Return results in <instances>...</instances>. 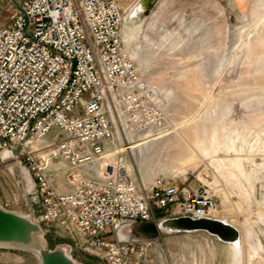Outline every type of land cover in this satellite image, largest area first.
Returning <instances> with one entry per match:
<instances>
[{"label":"built area","instance_id":"obj_1","mask_svg":"<svg viewBox=\"0 0 264 264\" xmlns=\"http://www.w3.org/2000/svg\"><path fill=\"white\" fill-rule=\"evenodd\" d=\"M121 2L22 0L0 26V160L17 150L36 184L40 225L75 235L77 249L105 264H155L156 242L120 240L121 224L150 221L153 211L211 218L217 205L205 185L158 178L141 189L131 176L117 121L148 139L166 123L124 48ZM52 158L70 169L67 191L48 173Z\"/></svg>","mask_w":264,"mask_h":264},{"label":"rangeland","instance_id":"obj_2","mask_svg":"<svg viewBox=\"0 0 264 264\" xmlns=\"http://www.w3.org/2000/svg\"><path fill=\"white\" fill-rule=\"evenodd\" d=\"M139 1L121 2L123 45L140 77L155 91L166 125L148 139L128 135L117 121L114 131L124 142L119 149L148 141L142 149L123 153L131 176L141 189L158 178L209 187L216 212L242 235L241 264H264V0H154L130 16ZM139 6L140 12L141 2ZM185 139L193 147L199 141L211 143L206 145L211 150L191 151ZM186 156L194 160L180 164ZM69 172L66 163L52 158L48 173L61 186L58 191L68 190L64 181ZM30 199L36 218L37 192ZM0 207L29 214L19 171L11 175L1 160ZM163 219L153 211L150 221ZM41 227L49 248L67 246L80 264H105L77 249L75 235ZM154 241L150 257L155 264H232L227 244L204 232H160ZM0 264L40 262L30 251L2 245Z\"/></svg>","mask_w":264,"mask_h":264},{"label":"water","instance_id":"obj_3","mask_svg":"<svg viewBox=\"0 0 264 264\" xmlns=\"http://www.w3.org/2000/svg\"><path fill=\"white\" fill-rule=\"evenodd\" d=\"M11 1L15 3L16 9L19 10L22 0ZM153 1L142 0L143 9L138 13L145 11L146 4L150 5ZM16 152V149L11 150L8 152L7 158L2 155L1 161L6 164V168L11 175L15 176L16 170L19 171L23 194L29 206V214L22 215L0 207V246L10 245L30 251L39 258L40 264H80L69 255L67 246H58L54 249L48 247L45 232L34 217V207L30 199V195L37 192L36 184L28 169L21 161L17 160ZM130 228L137 230L138 235L133 234ZM160 232H204L225 244L236 243L240 237L238 230L228 223L212 218L192 219L190 217H180L163 219L158 223L151 221L123 223L118 227V238L132 242L157 240V235Z\"/></svg>","mask_w":264,"mask_h":264},{"label":"bare ground","instance_id":"obj_4","mask_svg":"<svg viewBox=\"0 0 264 264\" xmlns=\"http://www.w3.org/2000/svg\"><path fill=\"white\" fill-rule=\"evenodd\" d=\"M140 2L136 3L135 6H133L130 12V16L134 17L137 15V12H139V8H140ZM130 11V10H128ZM124 20V18H123ZM144 138V137H143ZM185 141L187 142V140L185 139ZM148 141H143V142H139V143H135V144H131L130 147H128V149H135V148H140L142 149V147L147 143ZM206 145H211V143L207 144V142L205 141H199V144L195 145V147H193L189 142H187V149L191 150V151H196V150H201L202 153H207L211 150L210 147H206ZM122 151V149H121ZM2 155L7 158L9 153L8 152H3ZM194 160L193 157L191 156H186L181 160L182 165H186L189 164V162H192ZM239 165L238 163L236 164V166ZM238 168V167H237ZM243 172V171H242ZM10 173V172H9ZM244 173V172H243ZM11 174V173H10ZM198 178V177H197ZM199 179L204 183V184H208L205 180H203L201 177H199ZM221 214H219L218 212H214L211 215L212 219H216L225 223H228L230 225H232L233 227L236 228V226H234L232 224V221L228 220L227 217H222L220 216ZM239 232V231H238ZM227 248L229 250L230 254V260L232 264H241V262L243 261V240H242V235H240L239 240L236 243L233 244H227ZM228 252V251H227ZM229 257V256H228Z\"/></svg>","mask_w":264,"mask_h":264},{"label":"crops","instance_id":"obj_5","mask_svg":"<svg viewBox=\"0 0 264 264\" xmlns=\"http://www.w3.org/2000/svg\"><path fill=\"white\" fill-rule=\"evenodd\" d=\"M16 11L15 3L11 0H0V26L11 24Z\"/></svg>","mask_w":264,"mask_h":264}]
</instances>
